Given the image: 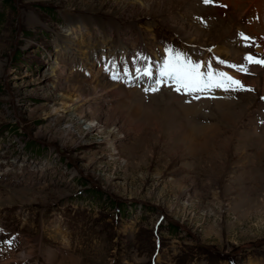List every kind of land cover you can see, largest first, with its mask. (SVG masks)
Returning <instances> with one entry per match:
<instances>
[{
    "label": "rangeland",
    "instance_id": "1",
    "mask_svg": "<svg viewBox=\"0 0 264 264\" xmlns=\"http://www.w3.org/2000/svg\"><path fill=\"white\" fill-rule=\"evenodd\" d=\"M90 16L104 20L97 29L90 22L109 48L121 39L156 52L202 45L215 64L240 65L247 54L264 58V0H0V264H54L52 251L61 255L55 264H264V118L257 119L264 67L237 72L246 89L222 93L233 97L222 100L228 113L219 116L210 101L187 119L190 129L191 123L231 129L222 158L204 163L202 154L168 144L172 127L184 128L170 89L142 92L143 108L123 93L119 103L90 93L86 102L100 125L63 107L67 88L93 79H57L67 69L81 74L79 60L71 61L79 50L70 37V52L59 58L70 62L56 60V72L49 69L58 57L57 37L65 38L68 22ZM177 23L194 34L192 26H201L208 37L189 43ZM239 33L252 47L239 44ZM77 41L93 58L90 45ZM218 46L222 58L213 54ZM81 70L88 74V65ZM122 103L139 114L129 117L128 105L117 112ZM228 114L238 117L236 127L225 122Z\"/></svg>",
    "mask_w": 264,
    "mask_h": 264
},
{
    "label": "bare ground",
    "instance_id": "2",
    "mask_svg": "<svg viewBox=\"0 0 264 264\" xmlns=\"http://www.w3.org/2000/svg\"><path fill=\"white\" fill-rule=\"evenodd\" d=\"M228 7L229 6L226 5V8H228ZM149 8H150L149 10H151V12H152V15H156L154 5H149ZM120 11H123V10L121 9ZM216 11L222 15V9L216 10ZM90 17H92V18L86 20V22L82 23V24H80V23L71 24V22H68L69 23V29H68L69 32L65 33V38L64 37L60 38V36L57 37V41L60 44L59 48L57 49L58 57H56V59L54 61L51 60L52 66H50L49 69L53 72H56V70H55L56 65L59 64V63H57L56 60H59V58L61 56L66 57V53L70 52L69 46L65 43V39L70 37L66 41L71 45H76L78 47L77 50H79V54H77L79 56V59L77 58L78 56H75L71 59V61L72 60L73 61L79 60L80 69H81V67L84 68L85 64H87L88 70H89L88 75L87 74L85 75L82 72V70H81L82 74L75 75L73 72L74 68H72L70 70L67 69L65 74L62 72L61 75L57 76L58 77L57 79L62 78V80H64L69 75L71 80L76 79V78L81 79L83 77H91L93 79V81L90 82V84L89 83L86 84L87 80L86 81L85 80L84 81H77V84L75 86L73 85L72 87L67 88L66 90L69 93L70 100H69V102L63 101L62 105H63V107H67V109L71 108L74 111H76L77 117L81 120H84L87 117H89V115H91L90 116V118H91L90 122H92V123L97 122V124L100 125L101 121L95 117L97 115L96 112L91 111L89 109L90 103L86 102V99L90 95V93H93L95 95H99L98 98H107V99H110L111 101H115L118 103H119V99L124 100V98L121 97V95H122L121 93H123V96L127 97L132 103H133L132 100L136 99L138 102H136L135 104H137L140 108H143L140 105L139 101H141L143 99V97L140 94H142V92H144L145 88H143V87L137 88L136 84L134 86H132V84H129V82L122 77L125 69H127L128 67L132 68L131 63L133 62V59H129V57H130V54L132 52H135L136 48L134 47V44L126 43V42L119 43V41H118V46H119V48H118V46L115 45L116 42L112 41V44L115 45V47L109 48V46H111V43H109L108 40L106 39V35H104V38L101 39V43H102L101 44L99 37H97L93 32V26H92L91 22L93 21V23L95 25V29H97L98 27L102 26V25L100 26V24H101V22H104V20L96 18L94 16H90ZM84 18L85 17H83L81 20H84ZM79 20L80 19H78V18L74 19V21H79ZM119 24H120L119 21L116 22V21L112 20L110 22V25L115 26L116 28H118L117 26H119ZM192 27L196 28V34L192 33L191 31H188V28L185 26V24H181V23L175 24V29L177 30V32L179 34H181L184 37V39L189 40V43L193 44L194 41L197 42V41L202 40V39L198 40V38L208 37L207 35H205V33L208 31L207 29L204 30L201 28V26H198V25H194ZM77 32H81V35L78 36ZM82 33L84 34L86 40H84L82 38V35H83ZM70 34H71V36H70ZM78 37L81 38V41L84 43V45H90V47L93 51V58L89 54V51L87 50V48H86V51L84 52V46L81 45V47H80L77 45ZM62 39H63V41H62ZM150 39H152L154 41L155 38H152L150 36ZM102 41H104V43ZM105 42H106V45H105ZM154 44H156V43H154ZM197 47H198V49L196 50L195 53L202 54L205 57L208 56V54L206 52H203L200 49L202 47V45H198ZM203 47H206V46H203ZM72 51L74 52L75 50H72ZM216 52H218V54H220L221 56H224V52L222 51V46H218L216 48ZM117 53H118V56L114 57L113 55L114 54L116 55ZM103 54H105V55L103 56ZM153 55L155 57H158V55H156L155 53H153ZM229 56H230V54L226 55L225 57L229 58ZM51 61H49V64H51ZM59 61L61 63H64L65 61L70 62V59H66L64 61V59L61 58ZM101 63H102V65H101ZM105 68H110V70L106 71ZM84 71L87 72L86 69H84ZM113 75H116L117 79H112ZM143 81L145 82V80H143ZM152 86H154V85H152ZM167 93L170 95L169 96L170 100H174L176 103H178V105H180V109H178L181 113V116L179 115L180 116V122L183 123V127H184L183 129H179V130H177V128L175 129L172 127V131H170V132H172L174 134V136H172V137L175 139H173L172 141L170 140L171 142L169 141L168 144L173 145V148H175L174 146L177 145L178 150H180L182 152H185L187 150L191 154L193 153V155L202 154L207 159L204 163H206L207 161L209 162L210 160L216 161V159L217 160L221 159L222 154H223L222 153V142L224 141L223 138L225 135H227L229 132H231V129L224 132V130H225L224 127L220 128L219 126H217L218 123H213L211 126H203V127H199V126H196L195 124L191 123V125H193L194 127H192L191 129L187 128L186 126H188L190 124L189 122H187V119H190L192 116L198 114L203 109V106H205V104L208 103V101L192 102V101L185 99L186 100V102H185L184 98H181L180 96H176V94L171 93L170 90L167 91ZM210 101H213L214 105H216V107L219 108L218 109V111L220 112L219 116H221V114L226 112L228 109L230 110V106H228V104L222 102V100H217V101L210 100ZM223 101H225V100H223ZM124 103H126V102H124ZM124 103H122V105H119V107L116 108L117 112H123V109L125 107H127V105L130 106V103H128V104H124ZM130 110H131V113H128L129 117L132 114H134L135 116L137 114H139L137 110H135L136 112H134L131 109V106H130ZM226 113H228V112H226ZM240 114L241 113L238 112L237 115L239 116ZM134 115H132V116H134ZM232 116H233V114H228L224 118V120L227 123V125H229V127H230V125L231 126L235 125V127H236V121L238 120V117H236L234 115L235 118L234 117L232 118ZM91 130H93V128H91ZM209 132H211V133H209ZM199 133L200 134L208 133V134L204 135V137H203L204 139H202V140L200 139L201 140L200 141V140H197V138H198L197 134H199ZM219 161H220L219 165L221 166V168L222 167L224 168L226 165L223 162H221V160H219ZM29 173L31 175H35V174H32L31 172H29ZM50 253H51V260H50L51 263L55 264L56 262L60 261V258H61L60 254H57L54 251H52ZM29 255H30V252H29ZM66 256H67V253H66Z\"/></svg>",
    "mask_w": 264,
    "mask_h": 264
},
{
    "label": "snow or ice",
    "instance_id": "3",
    "mask_svg": "<svg viewBox=\"0 0 264 264\" xmlns=\"http://www.w3.org/2000/svg\"><path fill=\"white\" fill-rule=\"evenodd\" d=\"M205 5L213 4L214 0H202ZM242 41H250L251 38L243 33L238 34ZM245 47H252V44L245 43ZM244 63L240 65L228 64L227 67L241 73H248V66L257 65L264 67V58L256 57L252 54H247L243 58ZM145 63L147 60L145 58ZM223 66L224 61H219ZM137 72H142L141 77L137 79L147 78L154 86L145 88V93H153L160 91L165 82L170 88L174 87V91L178 94L191 97L192 100H198L205 92H209L213 89L222 90L224 92H238L245 90L246 86L239 79L229 75L226 71L218 70L214 68L213 63L194 61L186 56V54L176 51L174 49H165V59L162 65L157 66L159 78L152 81V69L151 66L143 69L136 68ZM128 70H124V75L127 76ZM112 79H117L116 75L112 76ZM251 91V89H247ZM9 247L12 245V240L6 241Z\"/></svg>",
    "mask_w": 264,
    "mask_h": 264
}]
</instances>
